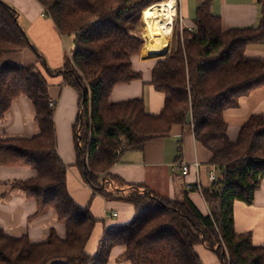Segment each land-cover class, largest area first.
<instances>
[{
    "label": "trees",
    "instance_id": "16d2710c",
    "mask_svg": "<svg viewBox=\"0 0 264 264\" xmlns=\"http://www.w3.org/2000/svg\"><path fill=\"white\" fill-rule=\"evenodd\" d=\"M40 1L60 32L74 37V45L64 67L52 69L20 24L19 11L0 0V121L25 95L39 127L31 138H0V166H30L37 172L16 184L36 200L35 216L53 208L67 234L63 239L52 230L47 240L33 243L28 235H7L0 227V264H108L116 244L125 245L122 257L131 264H203L198 244L222 264H264V244H255L251 232L235 229V202L253 203L264 179V115H250L236 141L228 135L225 118L241 96L264 87V58L246 55L249 46L264 44V0H258L257 26L225 31L209 1L198 6L194 29L174 24L171 51L152 71V84L165 94L158 114L150 113L142 98L112 102L110 94L116 85L141 77L132 62L144 45L135 22L167 0ZM25 48L36 53L39 66L2 63L6 54ZM46 75H62L63 83L79 93L75 168L84 182L94 195L127 201L135 209L128 222L106 228L94 254L86 245L99 219L90 204H79L69 190L70 168L58 153L56 107L49 104ZM175 124L190 128L212 152L210 164L223 171L203 188L208 215L187 195L163 197L110 172L125 151H142L147 141L169 134Z\"/></svg>",
    "mask_w": 264,
    "mask_h": 264
},
{
    "label": "crops",
    "instance_id": "0c3cea01",
    "mask_svg": "<svg viewBox=\"0 0 264 264\" xmlns=\"http://www.w3.org/2000/svg\"><path fill=\"white\" fill-rule=\"evenodd\" d=\"M4 1L19 11L20 24L36 48L46 57L51 68L62 69L66 58L71 56L74 37L64 36L60 32L47 7L40 0ZM205 1H209L212 12L221 17L225 31L232 27L257 26L260 22L261 5L258 0H175V7L182 17V27H196L198 6ZM148 46L152 48L151 43ZM168 49L169 47H143L139 54L134 55L133 67L141 73V77L116 85L110 94V101L142 98L150 113H160L164 107L165 94L155 89L152 84V71L158 59L167 54L159 55ZM246 55L264 58V44L249 46ZM9 61L39 66L38 57L30 48L6 54L2 63ZM46 77L50 84V98L57 102L55 125L58 153L70 168L69 190L79 204H90L92 213L99 219L86 245L87 252L94 254L106 228L128 222L133 218L135 209L127 201L94 195L92 188L84 182L75 168L77 155L73 126L79 113V93L72 86L63 83L62 75ZM263 88H256L248 95L241 96L238 106L226 110L228 135L232 141L238 139L242 125L250 115H264ZM38 132L34 106L27 96L22 95L13 101L5 119L0 121V138H31ZM211 157L212 152L196 140L190 128L175 124L169 134L147 141L142 151H125L110 172L123 182L143 185L163 197L182 199L187 195L204 215H208L211 212L210 206L203 192L194 187L197 186L198 174L203 188L212 186L213 181L209 179L212 169ZM179 159L190 163L198 160L201 164L198 170L192 167L188 175H183ZM36 175L37 172L30 166H0V227L7 235H28L33 243L47 240L52 230L64 239L67 234L66 225L57 219L54 209L49 208L45 213L35 216L36 200L27 197L23 189L16 184ZM216 176L217 180L222 177L218 167ZM113 212H118V216L113 217ZM235 229L238 232H251L255 244H264V179L255 191L253 203L235 202ZM125 248L123 244L114 245L108 264H131L128 259L122 257ZM195 249L203 264L222 263L205 245L198 244Z\"/></svg>",
    "mask_w": 264,
    "mask_h": 264
},
{
    "label": "bare ground",
    "instance_id": "6f19581e",
    "mask_svg": "<svg viewBox=\"0 0 264 264\" xmlns=\"http://www.w3.org/2000/svg\"><path fill=\"white\" fill-rule=\"evenodd\" d=\"M175 12V0H167L153 5L142 12V25L152 48L169 47Z\"/></svg>",
    "mask_w": 264,
    "mask_h": 264
},
{
    "label": "built area",
    "instance_id": "2783aa9c",
    "mask_svg": "<svg viewBox=\"0 0 264 264\" xmlns=\"http://www.w3.org/2000/svg\"><path fill=\"white\" fill-rule=\"evenodd\" d=\"M177 12H178V11H177V9H176V12H175V15H174L175 18L177 17ZM44 15H45V14H44ZM178 17H179V19H180V22H182V17H181L180 14H179ZM49 104H50L51 107H56L57 102H56L54 99H50ZM123 148H124V146H122L119 150H117V154H119L120 151H121ZM178 163H179V165H180V168H181V171H182L183 175H188V174L190 173L192 167H195V168L198 170V168H199V166H200V164H201V162H199L198 160H196V161L190 163V162H185V161H183V160H181V159L178 160ZM216 167H217L216 165H212V169H211L210 172H209V179H210L211 181H213V182L217 180V176H216ZM197 174H198V172H197ZM196 185H197V186H195V187H196L199 191L203 192V187H202V184H201V182H200L199 174H198V176H197ZM190 187H193V186H190ZM112 216H113V217H117V216H118V212H113V213H112Z\"/></svg>",
    "mask_w": 264,
    "mask_h": 264
},
{
    "label": "rangeland",
    "instance_id": "374dc122",
    "mask_svg": "<svg viewBox=\"0 0 264 264\" xmlns=\"http://www.w3.org/2000/svg\"><path fill=\"white\" fill-rule=\"evenodd\" d=\"M156 5V4H155ZM179 12H177V17L175 18L174 17V21H173V30H172V33L170 34V45H169V49H168V51L167 52H165L166 54H169L170 53V51H171V44L173 45V43H174V24L176 25V23L178 22L179 23V25L181 26V22H180V19H179V14H178ZM141 17H142V13L140 14V16L137 18V20H136V22H135V25L137 26L136 27V29H138V31L142 34V36H143V38H144V45H143V47L144 48H147V49H153V48H151V47H149L148 46V44L150 45V41H149V38L146 36V34H144L145 33V31H144V27H143V25H142V21H141ZM140 21V22H139ZM182 27V26H181ZM69 38H71V37H69ZM144 50V49H143ZM165 53H163V54H165ZM163 54H161L162 56H163ZM165 54V55H166ZM161 55H159V56H161ZM264 89V88H263ZM219 170L221 171V173L223 172L222 170H221V168H219ZM104 176V175H103ZM218 180H219V178H218ZM117 184V186L118 185H122V183L121 182H117L116 183ZM110 199V198H109ZM212 251V250H211ZM222 264V263H221Z\"/></svg>",
    "mask_w": 264,
    "mask_h": 264
},
{
    "label": "water",
    "instance_id": "95a60500",
    "mask_svg": "<svg viewBox=\"0 0 264 264\" xmlns=\"http://www.w3.org/2000/svg\"><path fill=\"white\" fill-rule=\"evenodd\" d=\"M166 54V53H165ZM165 54H163V55H165Z\"/></svg>",
    "mask_w": 264,
    "mask_h": 264
}]
</instances>
